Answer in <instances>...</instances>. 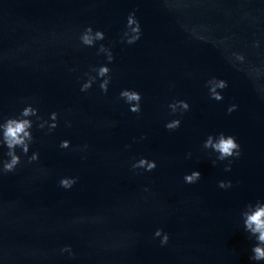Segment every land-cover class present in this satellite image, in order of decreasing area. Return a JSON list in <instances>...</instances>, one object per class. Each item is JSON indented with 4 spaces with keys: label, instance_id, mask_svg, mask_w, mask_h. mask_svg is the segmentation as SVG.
<instances>
[{
    "label": "water",
    "instance_id": "water-1",
    "mask_svg": "<svg viewBox=\"0 0 264 264\" xmlns=\"http://www.w3.org/2000/svg\"><path fill=\"white\" fill-rule=\"evenodd\" d=\"M132 12L142 35L128 45ZM88 26L105 33L94 48L79 41ZM99 43L115 57L109 91L97 81L84 93L85 73L107 62ZM214 77L228 81L220 102ZM125 88L141 93V113L120 99ZM175 100L190 111L173 115ZM26 102L57 112L59 127H34L40 160L0 174V264H255L240 213L264 199V0H0V118ZM220 132L241 145L229 172L203 148ZM141 157L158 167L134 170ZM193 170L201 180L184 183ZM64 176L77 178L72 189Z\"/></svg>",
    "mask_w": 264,
    "mask_h": 264
},
{
    "label": "clouds",
    "instance_id": "clouds-1",
    "mask_svg": "<svg viewBox=\"0 0 264 264\" xmlns=\"http://www.w3.org/2000/svg\"><path fill=\"white\" fill-rule=\"evenodd\" d=\"M142 28L140 22L136 18L135 12L127 17L126 31L123 33L122 42L133 45L141 39ZM105 40V33L102 30L94 29L92 26L86 27L79 36L80 43L88 48H94L98 42ZM261 42L258 40L254 43V47L259 48ZM103 53L106 56V63L91 68L90 72L85 73L87 79L81 84L80 91L88 92L94 84L99 81L100 90L107 94L109 85L111 84V68L110 64L114 62V55L111 48L103 43H99L97 54ZM235 60L244 63L245 56L242 53H233ZM94 73V74H93ZM209 89V97L217 102L223 101V91L228 87V81L225 79L212 78L207 82ZM119 97L128 105L131 113L139 114L142 111L141 93L135 89L125 88L119 93ZM173 115L177 113L183 116L184 113L190 111V104L186 100H175L168 105ZM238 105L232 104L228 107V113L236 111ZM182 120L175 118L169 120L165 124V128L174 131L180 128ZM70 126V125H69ZM47 130L52 133L59 127V114L55 111L51 112L47 118L40 115L39 108L33 106L32 103L26 102L20 109L18 114L10 117L0 118V174L14 173L22 164V158L27 157V163L32 164L40 160L38 151H31L34 143L33 129ZM72 143L69 139L61 140L59 148L67 150L71 148ZM203 148L208 150L210 154H214L215 159L212 160L215 166L217 162H225L224 171H231L232 162L241 156V145L237 138L231 134L220 132L216 135H208L203 142ZM31 154L29 155V153ZM189 157L191 153L188 154ZM134 170H143L145 172H153L157 167V162L148 157H141L134 161L131 165ZM184 183L193 185L201 180V173L193 170L186 173L183 177ZM77 183V178L72 176H64L59 180V186L65 190H70ZM231 181L221 180L218 182L220 189L228 190L232 188ZM145 191H148L146 188ZM240 221L243 230L247 233L249 240L253 241L251 247V255L249 260L255 264H264V199H258L254 203H248L240 213ZM154 238L158 239L160 246H167L170 236L162 228L156 229ZM61 252L74 255L71 246L66 245Z\"/></svg>",
    "mask_w": 264,
    "mask_h": 264
}]
</instances>
